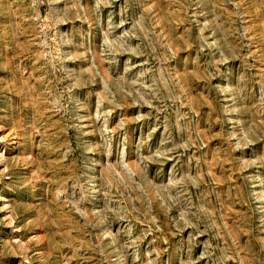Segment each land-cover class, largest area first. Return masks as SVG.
<instances>
[{
    "label": "rangeland",
    "instance_id": "1",
    "mask_svg": "<svg viewBox=\"0 0 264 264\" xmlns=\"http://www.w3.org/2000/svg\"><path fill=\"white\" fill-rule=\"evenodd\" d=\"M0 264H264V0H0Z\"/></svg>",
    "mask_w": 264,
    "mask_h": 264
},
{
    "label": "bare ground",
    "instance_id": "2",
    "mask_svg": "<svg viewBox=\"0 0 264 264\" xmlns=\"http://www.w3.org/2000/svg\"><path fill=\"white\" fill-rule=\"evenodd\" d=\"M18 137V136H17ZM14 143V142H13Z\"/></svg>",
    "mask_w": 264,
    "mask_h": 264
}]
</instances>
